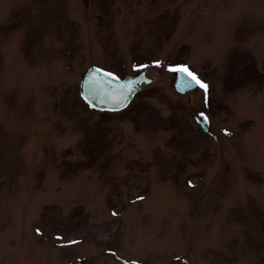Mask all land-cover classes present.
Listing matches in <instances>:
<instances>
[{
	"label": "rangeland",
	"instance_id": "rangeland-1",
	"mask_svg": "<svg viewBox=\"0 0 264 264\" xmlns=\"http://www.w3.org/2000/svg\"><path fill=\"white\" fill-rule=\"evenodd\" d=\"M0 264H264V0H0Z\"/></svg>",
	"mask_w": 264,
	"mask_h": 264
},
{
	"label": "water",
	"instance_id": "water-1",
	"mask_svg": "<svg viewBox=\"0 0 264 264\" xmlns=\"http://www.w3.org/2000/svg\"><path fill=\"white\" fill-rule=\"evenodd\" d=\"M175 72L173 85L180 94L202 85V81L184 66H177ZM152 81L146 69H141L134 75L119 77L98 66H90L82 76L81 96L94 109L120 111L126 108L135 95ZM199 124L205 132L209 131V120L205 113L200 114Z\"/></svg>",
	"mask_w": 264,
	"mask_h": 264
},
{
	"label": "snow or ice",
	"instance_id": "snow-or-ice-1",
	"mask_svg": "<svg viewBox=\"0 0 264 264\" xmlns=\"http://www.w3.org/2000/svg\"><path fill=\"white\" fill-rule=\"evenodd\" d=\"M184 71H187V69H183ZM203 87L207 88V85H202Z\"/></svg>",
	"mask_w": 264,
	"mask_h": 264
},
{
	"label": "trees",
	"instance_id": "trees-1",
	"mask_svg": "<svg viewBox=\"0 0 264 264\" xmlns=\"http://www.w3.org/2000/svg\"><path fill=\"white\" fill-rule=\"evenodd\" d=\"M87 106V105H86ZM88 108H90L89 106H88ZM91 109V108H90Z\"/></svg>",
	"mask_w": 264,
	"mask_h": 264
}]
</instances>
